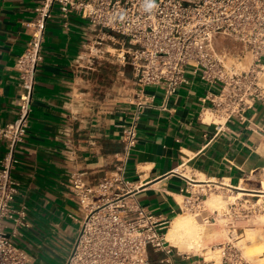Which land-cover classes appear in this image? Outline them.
Segmentation results:
<instances>
[{
    "label": "crops",
    "instance_id": "1",
    "mask_svg": "<svg viewBox=\"0 0 264 264\" xmlns=\"http://www.w3.org/2000/svg\"><path fill=\"white\" fill-rule=\"evenodd\" d=\"M36 6L35 0H0V126L19 116L16 63L26 49L27 23ZM92 34L80 14L65 17L54 6L45 28L29 128L16 150L13 170L20 185L16 204L27 206L29 221L14 240L33 264H62L67 259L82 218L68 187L69 174L84 173L90 184L102 180L117 164L123 150L121 125L134 110L130 68L115 58H106L114 63L110 67L105 59L92 63L86 51ZM186 77L189 83L166 102L163 91L147 88L155 99L142 111L138 143L126 171L140 187L137 200L172 225L185 215L186 188L194 179L198 183L193 185L218 188L215 195L228 200L239 194L253 197L263 203L264 212V103H256L244 121L234 117L215 134L209 116L200 117V99L209 89L217 92V84L210 88L191 72ZM5 151L0 142V160ZM228 220L227 214L220 220L225 231ZM172 246L176 264L213 262L206 247L192 253L186 246ZM162 257L154 255L155 260Z\"/></svg>",
    "mask_w": 264,
    "mask_h": 264
},
{
    "label": "built area",
    "instance_id": "2",
    "mask_svg": "<svg viewBox=\"0 0 264 264\" xmlns=\"http://www.w3.org/2000/svg\"><path fill=\"white\" fill-rule=\"evenodd\" d=\"M35 1V16L27 23L29 40L16 63L19 116L0 126V142L6 148L0 160V264H33L14 240L29 221L27 206L16 204L20 185L13 170L16 150L29 128L45 28L55 5L63 16L77 12L90 23L93 34L86 51L91 62L115 58L130 68L134 85L130 99L134 110L121 125L123 150L115 167L97 184L88 183L84 173L69 174L68 187L82 218L62 264H176L167 238L171 220L142 206L136 196L140 187L126 176L142 111L155 99L147 88L163 91L166 102L189 83L186 74L191 72L210 88L220 85L217 92L209 89L200 99V117L209 116L215 134L234 117L244 121L256 103H264V0H154L150 11L148 0ZM192 183L198 182L189 179L183 214L194 215L203 224H216L227 214L222 264H250L236 246V222L262 213L263 203L243 194L227 204L228 209L210 213L205 203L219 189ZM155 254L163 257L155 260Z\"/></svg>",
    "mask_w": 264,
    "mask_h": 264
},
{
    "label": "rangeland",
    "instance_id": "3",
    "mask_svg": "<svg viewBox=\"0 0 264 264\" xmlns=\"http://www.w3.org/2000/svg\"><path fill=\"white\" fill-rule=\"evenodd\" d=\"M113 58V57H109ZM107 66L110 65V60H106ZM116 62V61H114ZM111 64H114L111 62ZM217 88H220V85H216ZM264 185V184H263ZM244 192V191H240ZM260 194V193H259ZM218 197L220 203L217 206L211 207L205 203L208 212H213L214 210H218L222 212L227 208V204L234 200V197L225 198L223 195H215L212 194V197ZM239 196H243V194H239ZM208 199V200H209ZM207 200V201H208ZM184 216H188L194 221H199L198 223H202L197 217L191 214H186ZM196 219V220H195ZM203 224V223H202ZM207 226V227H205ZM223 221H219L216 224H204V227L207 231H211V235L204 236L200 240H183V242L179 243V245L183 248L186 246L189 252L192 253H200L203 252L201 249L206 247L205 250L207 252L208 259H212L213 262L210 264H222V246L221 244L227 242L228 236L226 231L223 228ZM236 226L239 232V239L236 241V246L240 249L243 257L248 260L250 264H264V212L258 214L257 216L251 219L240 218L236 222ZM209 227H212L209 228ZM203 235V234H202ZM222 238V239H221ZM196 241V243H195Z\"/></svg>",
    "mask_w": 264,
    "mask_h": 264
},
{
    "label": "bare ground",
    "instance_id": "4",
    "mask_svg": "<svg viewBox=\"0 0 264 264\" xmlns=\"http://www.w3.org/2000/svg\"><path fill=\"white\" fill-rule=\"evenodd\" d=\"M264 81V76H263ZM207 205L214 207L220 203L218 197L214 196L206 201ZM196 220V219H195ZM199 221H194V219L188 216L177 217L171 225L169 232L167 234V238L172 245H178L183 242V240H200L204 236L211 235V231H207L204 227V224L198 223ZM207 227V226H205ZM212 229V227H209ZM213 230V229H212ZM203 234V235H202ZM202 240V239H201ZM196 243V241H195ZM199 243V241H198Z\"/></svg>",
    "mask_w": 264,
    "mask_h": 264
},
{
    "label": "clouds",
    "instance_id": "5",
    "mask_svg": "<svg viewBox=\"0 0 264 264\" xmlns=\"http://www.w3.org/2000/svg\"><path fill=\"white\" fill-rule=\"evenodd\" d=\"M153 7H155L154 0H148V2L146 4L147 10L150 11Z\"/></svg>",
    "mask_w": 264,
    "mask_h": 264
}]
</instances>
